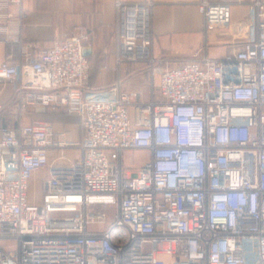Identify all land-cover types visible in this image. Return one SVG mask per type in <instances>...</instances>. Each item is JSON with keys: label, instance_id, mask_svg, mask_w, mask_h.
<instances>
[{"label": "built area", "instance_id": "built-area-1", "mask_svg": "<svg viewBox=\"0 0 264 264\" xmlns=\"http://www.w3.org/2000/svg\"><path fill=\"white\" fill-rule=\"evenodd\" d=\"M23 1L0 0L5 42L19 41L8 10ZM198 5L206 34L227 35L232 4ZM152 6L116 2L117 63L144 65L147 101L91 85L83 27L0 63L18 109L64 111L81 131L73 140L40 119L0 130V242L11 243L0 244V264H264V0L252 1L248 37L224 57L204 54L208 40L180 64L152 54ZM126 150L150 158L132 171ZM111 205L112 226L89 231Z\"/></svg>", "mask_w": 264, "mask_h": 264}, {"label": "crops", "instance_id": "crops-1", "mask_svg": "<svg viewBox=\"0 0 264 264\" xmlns=\"http://www.w3.org/2000/svg\"><path fill=\"white\" fill-rule=\"evenodd\" d=\"M151 1H153L152 54L154 57L169 59L172 64H180L195 57L208 40L204 54L211 58L224 57L231 46L241 43L248 37L253 0H210L230 2L233 7V23L227 35H221L218 31L209 36L204 30V17L198 5L201 0ZM116 2L117 0H24L21 5L12 6L8 12L11 20L16 24L19 41L5 42L0 35V63L7 59L21 62L24 45L28 44L35 53H40L48 49L55 39L80 34L78 27H83L88 36L85 51L91 63V85L101 90L119 85L122 89L136 94L138 101H147L151 96L152 87L148 82L144 65L117 63ZM15 90L14 83L0 85V111L7 107L18 109L13 103ZM23 113L19 125L26 124L27 119H30L29 122L33 119L44 120L65 126L69 131V137L73 140L75 139L70 127L76 123L80 128L78 117L72 121H50L41 118L39 112H34L31 107ZM141 151L146 160L150 158L149 151ZM71 154L75 155L74 152ZM35 176L40 180L38 181L41 191L39 197L32 190ZM43 177V171L33 175L30 184L32 202L41 200Z\"/></svg>", "mask_w": 264, "mask_h": 264}, {"label": "rangeland", "instance_id": "rangeland-1", "mask_svg": "<svg viewBox=\"0 0 264 264\" xmlns=\"http://www.w3.org/2000/svg\"><path fill=\"white\" fill-rule=\"evenodd\" d=\"M137 101V99H135ZM18 110V111H17ZM13 109V108H5L3 111H0V130L3 127H10V128H17L19 125V121L21 118V114L24 115V111L20 109ZM20 113V114H19ZM17 114V115H16ZM19 114V115H18ZM46 118V117H44ZM49 118V117H48ZM30 120V119H29ZM27 119L26 124L29 122ZM51 120V119H48ZM73 138L77 140L80 136V128L76 123L73 124V126L70 127ZM146 161L145 155L141 150H126L124 152L123 156V162L125 167L131 168L132 171H136L139 169L143 163ZM34 186L32 190H34L35 195L37 194V197L40 196V187L38 186V181H40L36 176L34 177ZM105 210L107 212V217L104 222L100 224H90L88 226V230H94V231H106L108 230L112 224L115 222V216L117 214V206L111 205V206H106ZM1 245L5 246L7 249L11 248V243L6 242V241H1Z\"/></svg>", "mask_w": 264, "mask_h": 264}, {"label": "trees", "instance_id": "trees-1", "mask_svg": "<svg viewBox=\"0 0 264 264\" xmlns=\"http://www.w3.org/2000/svg\"><path fill=\"white\" fill-rule=\"evenodd\" d=\"M41 118L44 119H51L50 121L54 120H64V121H72L76 120L77 116L69 115L64 111H59V112H51V111H44V112H39ZM49 117V118H48Z\"/></svg>", "mask_w": 264, "mask_h": 264}, {"label": "water", "instance_id": "water-1", "mask_svg": "<svg viewBox=\"0 0 264 264\" xmlns=\"http://www.w3.org/2000/svg\"><path fill=\"white\" fill-rule=\"evenodd\" d=\"M85 54H86V51H85Z\"/></svg>", "mask_w": 264, "mask_h": 264}]
</instances>
